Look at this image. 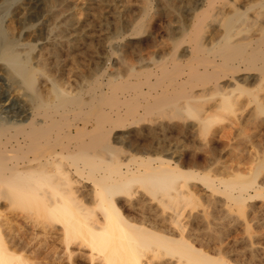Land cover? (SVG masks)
Instances as JSON below:
<instances>
[{
	"label": "bare ground",
	"instance_id": "6f19581e",
	"mask_svg": "<svg viewBox=\"0 0 264 264\" xmlns=\"http://www.w3.org/2000/svg\"><path fill=\"white\" fill-rule=\"evenodd\" d=\"M18 1L0 4V73L11 91L5 96L0 88V264H231L194 228L205 221L210 226L209 214L186 218V205L194 201L183 188L193 179L207 182L214 194L226 196L220 212L231 218L232 206L245 214V194L264 196V176L258 180L264 166L248 178L220 180V188L210 176L194 177L160 154V169L134 161L119 145L149 155L152 145L142 138L172 128L210 140L228 129L215 125L245 94L264 114V15L251 14L264 0H197L173 52L153 59L140 82L118 80L99 61L87 77L83 62L75 72L62 59L87 38L83 23L68 14L67 0L61 10L54 9L58 0H26L36 11H27L16 32L5 19ZM150 7L145 0V10ZM41 14L45 19L38 21ZM8 210H20L40 229L35 244L7 236ZM248 247L251 256L258 254L253 243Z\"/></svg>",
	"mask_w": 264,
	"mask_h": 264
},
{
	"label": "rangeland",
	"instance_id": "374dc122",
	"mask_svg": "<svg viewBox=\"0 0 264 264\" xmlns=\"http://www.w3.org/2000/svg\"><path fill=\"white\" fill-rule=\"evenodd\" d=\"M4 1L0 0V4ZM58 1L60 3L57 2L58 4L54 9L61 10L64 3H62L63 0ZM150 3L151 7L146 11L145 0H67L65 6L69 9L68 14L73 17L74 23H83L82 26H84L83 29L86 31L87 38L79 44L76 42L70 53V59L65 54H63L65 57L62 59L66 60L75 72H78L76 70L77 62H83L87 77L92 76L96 69L95 63L99 61L102 71L119 74L118 80L120 81L140 82L147 80L148 72L154 68V60L169 56L173 52V41L182 38L181 28L191 25L190 21L197 0H150ZM168 3L172 6L168 7ZM34 6V4L27 5L26 0H19L11 10L12 12L10 11L9 16L6 17L5 24L11 25L10 27L17 32V29L20 28V19H28L29 14L27 16L25 14L27 11L30 13L36 11L32 8ZM28 8L29 10H27ZM256 12H261L264 15V8L261 11H253L251 14L254 15ZM44 16L45 14L37 16V20H44ZM139 22L142 24L141 28L137 27ZM18 32H20L19 29ZM27 37L26 34L25 38ZM183 48L184 46L179 50L180 55L183 54ZM110 57L116 59L114 63L108 64ZM185 59L183 58V61ZM132 69L138 71L136 76L130 73ZM253 84L254 81H251V89L254 88ZM8 86V81L0 73V88L5 96H11ZM122 91L123 95L129 94L126 90ZM252 91L254 95L259 94V90ZM263 94L264 90L260 92L262 97ZM133 95L135 96V93ZM10 98L13 100V97ZM216 100L207 101L204 103L206 104L205 107L210 108ZM252 100L249 95L241 96L234 106V111L224 113L226 116L224 121L215 125L216 128L226 127L228 129L224 133H219L220 135L216 134L210 140L199 138L193 130L181 132L178 128H172L168 131L159 129L156 135H147L142 138L143 142L146 141L152 145V152L149 155L140 154L138 151L126 152L128 149L119 145L122 147L121 155L125 157L134 155V161L145 159L155 169H160L162 165L157 159V155L160 154L173 167L189 171L194 177L210 176L220 188H222L219 183L220 180H234L237 177L248 178L256 166H264V114L256 111V104ZM243 103L245 104L243 105ZM133 166L140 167L137 163H133ZM140 168L145 169V167ZM260 172L258 180L261 182L264 176V167L260 169ZM262 190L264 192V188ZM183 191L191 195L194 201V203L186 205L185 216L200 214L204 210L209 214V222L211 220L210 223H212L210 226L205 221V224L195 225L194 228L207 244L210 241L208 245L214 253L223 256L231 264H264V196H258L251 190L250 196L244 195V198L246 197L243 207L245 214L241 211L237 212V207L232 206L234 217L222 218L221 212L226 207L227 198L223 194H214L207 182H203L199 178L193 179L183 188ZM21 214L20 210L5 212L3 225L7 231L6 234L9 238L16 237L17 240L22 238L24 241H33L34 243L35 234L40 229L35 228L34 224ZM244 222L249 224L250 234L253 238L251 241L249 235L246 239L249 233ZM256 223L258 224L256 225ZM209 235L213 237L211 238ZM251 243L259 249L261 254L258 252V254L254 253L251 256L248 251L250 250L248 246ZM42 254L43 258L47 256L48 252L43 251Z\"/></svg>",
	"mask_w": 264,
	"mask_h": 264
}]
</instances>
